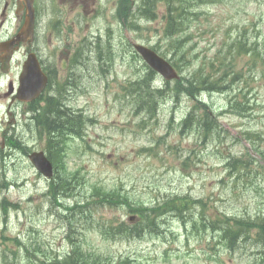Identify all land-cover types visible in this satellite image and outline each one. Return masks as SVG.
<instances>
[{
	"label": "rangeland",
	"instance_id": "rangeland-1",
	"mask_svg": "<svg viewBox=\"0 0 264 264\" xmlns=\"http://www.w3.org/2000/svg\"><path fill=\"white\" fill-rule=\"evenodd\" d=\"M238 1L234 0L235 3ZM241 2L244 8L247 1ZM252 9L259 20L258 29L251 17L241 16L239 22L246 27V37L257 42V48L238 51L226 64L230 74L245 72L247 83L237 82L225 94L204 96L209 106L195 112L201 122L206 120L205 113H209L207 121L211 126L204 133L197 135L195 128L181 134L175 124L164 127L172 112L171 106H164L160 111V126L156 128L157 133L163 132L156 136L149 127L141 129L138 126L142 116L133 113L134 104L129 99L126 101L113 95L105 98L99 87L96 94L81 99L87 114L96 119V124L89 125L86 130L90 132L91 145L83 142L84 139L75 140L73 144L80 142L79 148L84 151L79 156L70 152L73 144L67 149L68 170L80 168V174L85 178L57 187L55 191L62 197L46 196L47 190H42L41 185L47 181L30 175L23 154L19 155L20 163L8 161L9 179L30 175L25 188H12L8 195L15 200H31H26L20 213L10 215L8 222L0 212V264H29L28 258L32 254H35L34 261L52 264L53 258L71 251L73 241L88 264L93 260H100L102 264L111 261L114 264H170L169 260L172 264H203L200 249L196 248L200 241H191L193 251L185 252V230L181 218L176 215H162L157 221L161 225L152 229H159V234L148 232L142 238L126 239L113 228L103 235L93 228L96 222L83 225L86 219L96 216L104 224L115 226L128 221L130 216L127 206L98 203L95 196L101 189L91 190V184L107 189L122 187V192L132 201L138 198L147 204L154 203L156 196H163L170 189L173 195L179 194L176 206L186 215L188 231L193 224L200 225L202 217L217 222L215 228L218 229L229 221L231 225L235 224L238 219L247 229L239 234L236 252L229 253L226 246L220 250L224 262L264 264V0H258ZM160 25L159 20L143 23L139 32L129 31L130 40H147L153 45L159 38ZM201 32L210 42L211 25H203ZM250 46L253 48L252 43ZM200 47H206L205 43ZM164 49L162 47L161 51ZM212 53L211 49L207 54ZM90 61L98 63L97 55L91 54ZM191 67L185 70L189 72ZM132 72L130 67L129 79ZM194 103L183 96L184 106L180 112L188 111ZM17 119L19 124L24 122L21 114ZM9 120L10 116L0 105V132ZM120 125L126 130L121 131ZM162 136L165 141L157 147V140ZM28 146L45 149L44 140H29ZM180 169L189 176L182 178ZM67 216L72 220L68 221ZM228 233L232 234L233 230L228 229ZM177 248L178 256L183 258L176 261Z\"/></svg>",
	"mask_w": 264,
	"mask_h": 264
},
{
	"label": "trees",
	"instance_id": "trees-1",
	"mask_svg": "<svg viewBox=\"0 0 264 264\" xmlns=\"http://www.w3.org/2000/svg\"><path fill=\"white\" fill-rule=\"evenodd\" d=\"M182 3H187L188 2V0H180ZM152 3H154V1H152V0H146V2H145V6H144V9H147V11H151V6H152ZM152 8H153V6H152ZM144 9H142V10H144ZM150 13V12H149ZM205 81V80H204ZM209 81V80H208ZM208 81H207V83H208ZM191 83V85H193V83L192 82H190ZM199 83V82H198ZM202 83H203V81H202ZM194 89H196V88H190L189 90H194ZM143 109H146L147 108V106L146 105H144L143 107H142ZM50 116L51 117H53L54 118V121H57V122H64V121H66V120H68V119H74V120H78L77 118L75 119L74 117H75V115H72V114H69V113H61L60 111L59 112H57L55 109H54V107H52L51 108V110H50ZM210 123H209V121H204L203 123H201V124H199V125H197V127L198 128H200V129H202V130H204V129H208V128H210ZM188 127H191V125H188ZM57 127H52V128H50V126H49V128H48V131H49V134H50V138L52 139V138H56V137H58L57 136ZM52 134H54L53 136H52Z\"/></svg>",
	"mask_w": 264,
	"mask_h": 264
},
{
	"label": "flooded vegetation",
	"instance_id": "flooded-vegetation-1",
	"mask_svg": "<svg viewBox=\"0 0 264 264\" xmlns=\"http://www.w3.org/2000/svg\"><path fill=\"white\" fill-rule=\"evenodd\" d=\"M17 9L20 12L24 11L23 7H21L19 5H17ZM17 13L19 15L18 11H17ZM19 16H21V15H19ZM17 31L12 35V37L16 35ZM27 54H28L27 45H23L22 47H19L17 52H15L14 57H13V54H12L13 62H11V69H10L9 74L7 75V77H10V79H12L13 82L17 80L16 76L21 71L23 62L26 59ZM12 66H13V68H12ZM79 73H80L79 70L75 71L74 76H73V80H72V84L76 83V80H77V77H78Z\"/></svg>",
	"mask_w": 264,
	"mask_h": 264
},
{
	"label": "water",
	"instance_id": "water-1",
	"mask_svg": "<svg viewBox=\"0 0 264 264\" xmlns=\"http://www.w3.org/2000/svg\"><path fill=\"white\" fill-rule=\"evenodd\" d=\"M151 62L155 63L158 65V60L155 57H151ZM161 69V68H159ZM163 72H165L164 69H162ZM166 74L172 75V71L168 70ZM34 162L45 172L48 173L50 171V164L46 161L45 158L42 157V154H36L33 156Z\"/></svg>",
	"mask_w": 264,
	"mask_h": 264
},
{
	"label": "bare ground",
	"instance_id": "bare-ground-1",
	"mask_svg": "<svg viewBox=\"0 0 264 264\" xmlns=\"http://www.w3.org/2000/svg\"><path fill=\"white\" fill-rule=\"evenodd\" d=\"M52 106L57 112L60 111L61 113H69V114L75 115L74 117L75 119L77 118L76 114L71 112L70 105L67 103L66 98H63V99L59 98ZM52 106L50 107V109L52 108Z\"/></svg>",
	"mask_w": 264,
	"mask_h": 264
}]
</instances>
